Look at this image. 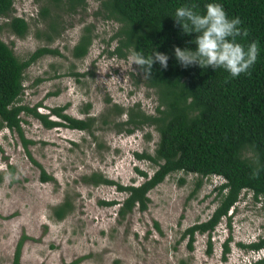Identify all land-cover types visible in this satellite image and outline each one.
<instances>
[{
	"label": "rangeland",
	"instance_id": "374dc122",
	"mask_svg": "<svg viewBox=\"0 0 264 264\" xmlns=\"http://www.w3.org/2000/svg\"><path fill=\"white\" fill-rule=\"evenodd\" d=\"M64 2L56 8L50 0H15L14 16L25 18L29 31L19 37L7 24L11 18L0 17V39L21 61L42 48L59 52L42 56L27 69L19 104L44 113L67 106L65 113L74 118L95 117L94 135L68 127L47 129L32 114L22 113L24 135L33 142L28 149L54 177L43 182L20 134L0 128V264L14 260L24 236L23 264H64L77 258H84L80 264H254L264 249L253 252L239 246L264 237V198L257 200L252 192L244 191L230 211L231 219L218 225L209 253L207 235L197 234L190 250L183 234L209 220L217 208L220 177L205 178L197 189L198 175H169L150 191L148 209H136L125 219L118 215L119 205L104 202L123 201L127 193L115 185L84 183L83 176L100 172L123 186L140 185L146 178L139 172L155 173L154 164L136 155H154L160 139L155 127L128 134L127 127L116 126L127 116L108 113L118 104L139 105L154 114L158 100L137 65L112 53L119 45L113 36L121 24L101 15L102 2L86 0V7L76 12L68 11ZM86 33L92 37L89 54L77 59L74 48ZM107 115L110 124L105 125ZM66 197L75 209L58 220L53 208ZM229 237L231 251L225 260L223 243Z\"/></svg>",
	"mask_w": 264,
	"mask_h": 264
},
{
	"label": "trees",
	"instance_id": "16d2710c",
	"mask_svg": "<svg viewBox=\"0 0 264 264\" xmlns=\"http://www.w3.org/2000/svg\"><path fill=\"white\" fill-rule=\"evenodd\" d=\"M64 0H50L60 8ZM100 12L106 19L121 24L113 36L119 45L115 52L127 57L132 50L150 55L157 51L169 54L168 67L159 63L152 67L150 76L145 75L147 87L154 89L158 106L154 114H148L139 105L123 108L113 105L114 117L127 116V121L116 124L120 129L127 127L128 134L145 126H153L160 135L154 155L139 154L141 160H148L157 169L152 176L139 172L146 180L140 185L123 186L100 172L82 177L85 184L92 186L115 185L120 192L127 193L123 201L112 200L105 205H119L118 215L125 219L136 209L145 212L150 204L149 193L169 176L177 172L196 174L200 177L197 189L205 178L217 176L222 183L217 187L219 204L209 220L187 228L183 238L189 239V249H194L197 234L207 235L209 253L213 248L212 237L224 218L231 219L230 211L239 202L244 191L252 192L255 199L264 198V0H219L229 17L239 16L247 35L239 37L242 43L256 41L259 54L255 64L247 73L230 77L222 68L211 66L204 69L197 65L182 67L174 56V47L195 48V33L184 34L181 26L172 17L175 9L184 4L195 3L203 13L210 0H100ZM68 11L84 9L86 0H65ZM49 8L45 14H49ZM15 0H0V17L11 18L8 26L19 37L29 31L28 21L14 16ZM89 32V28L87 29ZM92 37L83 34L74 48V57L83 59L89 54ZM46 54H59L48 48L33 53L21 61L12 47L0 39V128H8L20 134L31 161L40 168L43 182L54 181L45 168L31 155L28 147L31 140L24 135L22 113L32 114L47 129L68 127L87 131L94 135L95 117L77 119L65 113L67 106L52 108L50 113L38 108L20 105L24 95V78L27 69ZM108 115L103 124H110ZM54 116L56 119H54ZM112 123V122H111ZM119 129V131H121ZM95 138V136H94ZM101 146V144L99 145ZM75 209L73 201L66 197L63 203L53 208L56 219L63 220ZM230 223V221H229ZM156 228L160 230L158 223ZM23 237L17 246L14 260L9 264H23L21 261ZM229 237L223 243V259L231 251ZM242 249L260 252L264 249V237L250 244L240 243ZM84 258L70 263L80 264ZM254 264H264V256Z\"/></svg>",
	"mask_w": 264,
	"mask_h": 264
},
{
	"label": "clouds",
	"instance_id": "9594fccd",
	"mask_svg": "<svg viewBox=\"0 0 264 264\" xmlns=\"http://www.w3.org/2000/svg\"><path fill=\"white\" fill-rule=\"evenodd\" d=\"M184 34L195 33V48L174 47V56L179 64L187 68L197 65L201 68L211 66L224 69L230 77L247 73L255 64L259 46L256 41L242 43L239 37L247 35L239 16L229 17L219 0H210L201 13L195 3L184 4L175 9L172 16ZM169 54L155 50L145 55L139 50H132L127 57L129 65L139 66L145 75L150 76L152 67L159 63L162 68L168 67ZM11 175V174H9Z\"/></svg>",
	"mask_w": 264,
	"mask_h": 264
}]
</instances>
